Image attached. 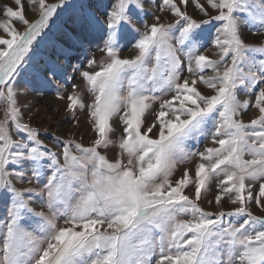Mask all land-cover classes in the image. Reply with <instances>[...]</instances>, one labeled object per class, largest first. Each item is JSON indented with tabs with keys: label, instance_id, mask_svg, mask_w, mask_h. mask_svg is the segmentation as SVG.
Here are the masks:
<instances>
[{
	"label": "snow or ice",
	"instance_id": "6c2138e0",
	"mask_svg": "<svg viewBox=\"0 0 264 264\" xmlns=\"http://www.w3.org/2000/svg\"><path fill=\"white\" fill-rule=\"evenodd\" d=\"M66 3L14 0L0 19V264H264V215L252 211L264 209V45L244 38L245 28L264 34V0H160L175 20L153 13L151 24L143 0H114L103 20L82 6L106 54L72 66L85 89L73 84L65 97L59 79L72 77L55 61L33 72L41 87L56 85L77 126L86 113L95 138L54 135L50 146L25 121L16 83ZM125 40L134 56H121ZM201 139L210 144L192 151Z\"/></svg>",
	"mask_w": 264,
	"mask_h": 264
},
{
	"label": "rangeland",
	"instance_id": "374dc122",
	"mask_svg": "<svg viewBox=\"0 0 264 264\" xmlns=\"http://www.w3.org/2000/svg\"><path fill=\"white\" fill-rule=\"evenodd\" d=\"M48 2L55 3L57 0H48ZM113 2L114 0H67V3L61 9H58L57 13L49 21V26L45 29L42 37H39L37 41L34 42L33 50L29 54L31 60L20 71L16 87L20 92L26 93L19 96L20 104L25 112L24 119L29 122L32 127L40 130V138L50 146L54 144V135L62 139H74L85 146H89L95 138V133L91 130L84 111L77 112L76 115L80 120V124L78 126L75 124L71 114L65 110L67 100H62L56 95V85L52 84L49 87H41L35 78L33 70H39L43 67L46 60L55 61L65 70V75L67 77H72V79L58 78L59 83L64 89L63 95L66 97L67 94L72 91L73 84H79L80 89L83 91L85 89V84L79 76V73L73 72L72 66L84 65V62L91 57H95L99 63L105 58L106 54L98 50V46L102 47V38L97 32L89 30L80 18L79 13L83 10L82 6H86L88 10L95 13L103 20L105 19V13L109 5ZM143 4L145 11L142 15L149 24L154 22L153 13L161 15V22L163 23L174 22L175 18L169 12L160 13L158 11L160 0H155V3H151L150 0H143ZM5 5H11L13 8L16 7L14 0H0V19L5 18L3 16ZM188 12L196 19L204 18L203 14L200 13L192 3L188 6ZM213 14H215L214 11ZM26 15L28 19L31 20L38 17V12L28 11L26 5ZM134 22L142 31L143 24L139 19V10L134 14ZM14 23L20 31H23L24 25L19 22ZM2 35H4V33L0 30V36ZM244 38L247 43L264 45V34L252 35L247 28L244 29ZM129 39H131V37H129ZM210 51L214 53L215 49L212 48ZM65 52L67 55H65ZM135 54L136 50L128 44V41H123L121 56L131 57ZM86 70L95 69L86 68ZM185 75H187V73H185ZM200 87L202 92L210 94V90L203 86ZM241 98L243 99L245 97L242 96ZM85 99L87 102H91V96L86 91ZM4 107V104H0V119H3ZM257 115V110L251 109L244 114L243 118L245 121H249ZM149 119H151V117H149ZM116 127L119 132L120 125L118 121L116 122ZM209 144L210 141L203 139L193 141L191 150H203L204 147ZM114 151V149H109L107 154L111 157ZM197 159L198 158H194L191 165H181L175 176H179L184 167H191L194 165ZM216 193L217 189L213 186L208 195V199H213ZM186 194L192 195V190H186ZM5 203L3 199H0V218L5 215ZM200 203L206 210H217L214 204H207L203 197ZM224 207L228 209L231 205L230 203H224ZM252 211L256 215H264V209L258 208L254 204L252 205Z\"/></svg>",
	"mask_w": 264,
	"mask_h": 264
}]
</instances>
